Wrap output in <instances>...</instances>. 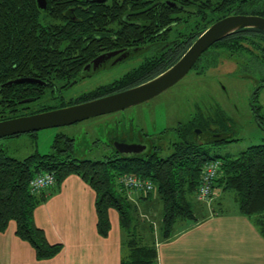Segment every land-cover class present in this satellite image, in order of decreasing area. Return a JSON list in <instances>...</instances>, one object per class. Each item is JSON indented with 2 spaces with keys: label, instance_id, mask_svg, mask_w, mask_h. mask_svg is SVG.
<instances>
[{
  "label": "trees",
  "instance_id": "1",
  "mask_svg": "<svg viewBox=\"0 0 264 264\" xmlns=\"http://www.w3.org/2000/svg\"><path fill=\"white\" fill-rule=\"evenodd\" d=\"M46 1V11H40L35 0H0V121L17 117L15 108L25 105L17 97L18 86L5 85L21 68L30 67L32 71H37L46 61V69L49 70L46 76L56 80L64 77L62 69L73 65H65L61 61L68 60L64 59L70 56L68 53L71 54L76 46L88 43L87 50H91L98 44L139 43L145 30H152L154 34L162 30L165 36L180 26L189 28L185 35L191 41L219 19L213 14L216 10H208L215 3L213 0H173L194 10L195 20L190 25H186L187 22L180 17L182 11L163 4L153 7V1ZM127 12L132 14L128 22L137 24L122 20ZM256 12L264 16V2L256 8ZM72 17L75 20L70 19ZM179 35L183 36L170 43L175 46L177 57L189 46V42L183 41L184 34ZM244 45L250 46L255 60L264 64V32L241 29L217 43L212 48L214 54L197 68L200 71L215 68L219 54L229 57L246 54L248 48H244ZM162 70L163 67L158 69L159 72ZM28 94L38 98L31 99L26 105L33 106L43 98L41 91L31 89ZM197 112L199 114L180 127L182 130L176 131L178 141L171 144L169 153L164 156L156 152L159 147L138 157H122L113 152L105 160H79L73 157V138L65 135L55 138L50 154H32L22 160L6 156L0 146V233L13 221L16 225L15 235L33 248L37 260L57 255L61 246L50 245L46 241L43 231L34 224L33 213L68 175L74 174L95 192L96 228L99 235L106 236L109 231L108 210L113 209L118 213L120 225L126 232L123 247L127 253L122 264H157L156 251L142 244L140 239L136 241L135 236L130 234L137 221L136 208L119 185V178L134 174L154 183L161 203L159 239L165 241L173 236L179 222L198 221L195 215V192L200 184L201 170L207 162L218 160L220 173L214 180L213 189L219 190L221 194H233L239 213L251 218L264 237V142L246 148L235 158L210 155L207 148L237 140L198 144L190 134L194 127L203 128L211 122L225 125L227 118L220 108L207 114L205 119L200 115V110ZM214 118L216 121H213ZM43 173L54 175V187L47 191L48 194L31 193L29 182Z\"/></svg>",
  "mask_w": 264,
  "mask_h": 264
},
{
  "label": "crops",
  "instance_id": "2",
  "mask_svg": "<svg viewBox=\"0 0 264 264\" xmlns=\"http://www.w3.org/2000/svg\"><path fill=\"white\" fill-rule=\"evenodd\" d=\"M126 195L136 208L137 221L130 234L156 251L157 264H264V237L237 205L235 210L223 209L226 194L219 190L208 205L195 198L198 221L174 229L165 241L159 239L161 212L157 228L148 218L155 197ZM108 218L109 231L101 236L96 228L95 192L79 176L68 175L33 213L35 226L50 245L61 246L60 252L37 260L33 248L15 235V222L10 221L0 233V264H122L126 232L115 210H108ZM182 223L191 222L178 224Z\"/></svg>",
  "mask_w": 264,
  "mask_h": 264
},
{
  "label": "flooded vegetation",
  "instance_id": "3",
  "mask_svg": "<svg viewBox=\"0 0 264 264\" xmlns=\"http://www.w3.org/2000/svg\"><path fill=\"white\" fill-rule=\"evenodd\" d=\"M147 1H153V7H158L159 5L163 4L164 6L179 10V12L182 11L183 14H180V17L187 22L186 25H190L195 20L193 14L194 10L192 8L183 7L180 5V3H176L173 0ZM213 1H215V3L211 4L208 10H216L215 12H213V14L217 15L219 19L214 21L212 24L224 18L236 16L259 17L264 19V16L256 14L258 13L256 12V8L264 2L262 0ZM130 15L132 14L128 12L125 13L122 17V20L128 22L127 19L130 18ZM188 15L189 18H187ZM70 19L75 20L74 17ZM128 23L137 24V22ZM212 24H210L200 35H198L195 39L191 41L188 37H186L188 35H185L188 32L189 28H184L183 26H180L173 28L165 36L162 30L156 32L155 34L152 30H145V33H143L139 38V43H130L126 39L127 42L122 45L98 44L97 46L92 47L91 50H87L89 47L88 43L82 46H76L73 48V52H71V54L68 53V55L70 56H67L64 59L68 60L61 61L65 65H73H69L71 68L62 69V74L64 77H60L56 80H53L49 76H46V73L49 71L48 69H46V65H48L46 61L41 64L39 70L37 71H32L30 67L21 68V71L17 72L16 76L13 79L6 82H11L10 86H18L17 88L19 89V93L17 97L21 99V102L28 101L24 102L25 105L21 106L20 108H15V110L18 111V115L15 118L36 115L53 110L76 106L79 104L113 96L121 92L131 90L141 84H144L158 77L164 70H167L168 68L173 66L187 52L193 42L198 37H201ZM141 31L144 32V30ZM179 34H184L183 41L184 43L189 42V46L186 47L185 51L181 54V56L177 57V50L175 49V46L170 43L176 40L178 37L183 36ZM222 40L216 42L207 50H205L197 59V61L188 73L194 72L195 75L199 76L205 74L208 70L217 68L218 64L220 63V60L226 54H219L220 58L218 59L217 66L215 68L200 71L197 67H200L206 61V59H208L210 56H212V54H214L215 50L212 48ZM243 47L246 49L248 48V52L246 54L244 53L236 57H229L228 55H226L229 59H237L235 63L237 68L238 63L243 62L245 60L244 57H247L250 60H255L254 54H252L253 50L251 49V47H246L245 45ZM249 49H251V53L249 52ZM99 57H101V59L98 61V63L94 64V61ZM239 59L240 61H238ZM160 67H163L164 69L161 72L158 71ZM20 80H29L31 82L15 83V81ZM255 82L256 92L251 97V104H253L252 101L253 99H255L254 97L258 95L260 89L264 87V76L260 77ZM31 89L38 92H42V104L33 106L31 104L26 105L29 104V101L31 99L38 98V96H29L28 92ZM149 100L145 102H148ZM145 102L131 106L129 108H125L123 110L100 115L112 116L113 128L109 130L108 137L105 143V145L112 149L110 156L113 154V152H115L114 144L116 143H123L129 145L135 144L142 146V153L129 157L142 156L150 152L154 147H160L159 143L161 141L158 137H150L148 134L142 133L141 128L136 127L137 130H134V122H132V125H128V128H121L117 117L114 116L116 114L126 112L129 109L136 108ZM198 110L201 111L200 108H195L196 114L198 113ZM252 113L258 124L263 125L262 128H264V118H262V116L259 114L258 108L255 107L254 104L252 108ZM200 115L205 119L207 113L204 114L201 111ZM213 121H216L215 118L213 119ZM179 130L182 129L176 128V131ZM190 134L191 137L198 144L202 145L208 143L214 144V142L223 143L233 140L232 136H230V134L224 128V125H222L221 123L215 124L211 122L206 123L203 128L194 127L191 130ZM172 143H170V145Z\"/></svg>",
  "mask_w": 264,
  "mask_h": 264
},
{
  "label": "rangeland",
  "instance_id": "4",
  "mask_svg": "<svg viewBox=\"0 0 264 264\" xmlns=\"http://www.w3.org/2000/svg\"><path fill=\"white\" fill-rule=\"evenodd\" d=\"M237 59L222 57L217 68L208 70L203 75L188 73L181 81L158 96L126 112L116 114L121 128H128L134 122V130L141 128L142 133L160 139L159 155H166L171 149L170 143L178 141L176 128L186 125L195 115V108L204 114H212L217 108L227 118L224 128L236 139L230 144L215 145L207 148L210 155L237 157L246 148L264 142V128L255 120L253 104L264 118V87L251 104V95L256 82L264 76V64L244 57ZM240 61V59L238 60ZM43 101L35 105L42 104ZM137 127V128H136ZM112 116H98L70 126L49 128L35 133L22 134L14 138L0 139V146L5 155L22 160L32 154H50L54 140L59 135L72 137L74 142L73 157L79 160H105L112 149L105 145L108 132L112 129ZM154 147L152 150H155ZM155 200L148 218L154 227L159 223L161 203L156 191L151 194ZM223 209L235 210L233 194L225 196ZM152 216V217H151ZM194 223L176 224L175 230Z\"/></svg>",
  "mask_w": 264,
  "mask_h": 264
},
{
  "label": "water",
  "instance_id": "5",
  "mask_svg": "<svg viewBox=\"0 0 264 264\" xmlns=\"http://www.w3.org/2000/svg\"><path fill=\"white\" fill-rule=\"evenodd\" d=\"M35 2L40 11H46V0H35ZM241 29H256L264 32V19L242 16L224 18L212 24L201 37L193 42L187 52L173 66L158 77L113 96L36 115L0 121V139L35 133L49 128L70 126L152 99L178 83L191 70L200 55L210 46ZM100 59L101 57L97 58L94 64L98 63ZM24 82L31 81H15V83ZM10 84L11 82L6 83L7 86H10ZM255 92L256 90H254L251 97ZM142 149V146L135 144H114L115 152L122 157L138 155L142 153Z\"/></svg>",
  "mask_w": 264,
  "mask_h": 264
},
{
  "label": "built area",
  "instance_id": "6",
  "mask_svg": "<svg viewBox=\"0 0 264 264\" xmlns=\"http://www.w3.org/2000/svg\"><path fill=\"white\" fill-rule=\"evenodd\" d=\"M220 173V161L207 162L200 174V184L195 192V198L199 203L208 205L216 196L217 189H213L214 180ZM55 185V177L52 173H43L35 176L29 182L31 193L47 192ZM119 185L128 195L138 194L147 197L156 191L155 185L148 179H142L134 174L124 175L119 178Z\"/></svg>",
  "mask_w": 264,
  "mask_h": 264
}]
</instances>
